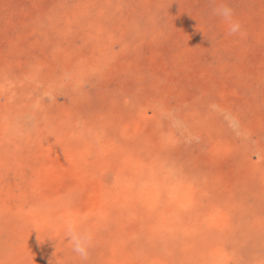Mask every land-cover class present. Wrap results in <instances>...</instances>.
<instances>
[{
    "label": "rangeland",
    "instance_id": "374dc122",
    "mask_svg": "<svg viewBox=\"0 0 264 264\" xmlns=\"http://www.w3.org/2000/svg\"><path fill=\"white\" fill-rule=\"evenodd\" d=\"M0 264H264V0H0Z\"/></svg>",
    "mask_w": 264,
    "mask_h": 264
},
{
    "label": "clouds",
    "instance_id": "9594fccd",
    "mask_svg": "<svg viewBox=\"0 0 264 264\" xmlns=\"http://www.w3.org/2000/svg\"><path fill=\"white\" fill-rule=\"evenodd\" d=\"M222 15L225 17L226 20H229V32L231 33L237 32L239 30V25L237 23L230 21L229 19L231 15L230 10L224 9L222 12ZM69 232H70V235H72V240L74 244L73 251L77 253L82 259H86L87 253H86L85 248L80 244L76 236L72 234L71 229L69 230Z\"/></svg>",
    "mask_w": 264,
    "mask_h": 264
}]
</instances>
